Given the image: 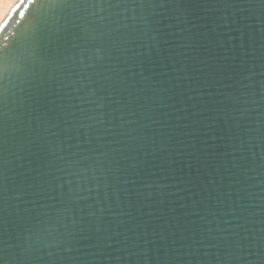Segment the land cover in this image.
<instances>
[{
    "label": "water",
    "instance_id": "95a60500",
    "mask_svg": "<svg viewBox=\"0 0 264 264\" xmlns=\"http://www.w3.org/2000/svg\"><path fill=\"white\" fill-rule=\"evenodd\" d=\"M152 2L41 9L8 77L6 264H264L262 10Z\"/></svg>",
    "mask_w": 264,
    "mask_h": 264
},
{
    "label": "snow or ice",
    "instance_id": "6c2138e0",
    "mask_svg": "<svg viewBox=\"0 0 264 264\" xmlns=\"http://www.w3.org/2000/svg\"><path fill=\"white\" fill-rule=\"evenodd\" d=\"M121 0H18L14 6L9 10L11 12L19 13L21 20L25 19L26 13L28 19L25 22L24 30L14 40L10 39L8 35L3 36L4 43H0V226L3 225V215L7 211L8 188L6 185V168L7 160L4 158L7 145V131H6V112L8 99V77L13 68L19 70V66L23 60L21 55V48L23 44L29 39H35L42 30V22L40 19L41 9L51 7L81 9L91 7H113L119 6ZM244 4L249 8L261 9V14L264 15V0H244ZM237 5V0H214L213 6L219 7H234ZM35 6V7H34ZM149 6L164 7L175 6L181 7L178 0H154ZM188 6V5H184ZM195 6V5H193ZM8 20L5 18L0 21V30L4 29ZM20 23V21H17ZM84 31H87L84 29ZM35 54V48L31 49ZM97 56H100V49H97ZM42 63H47L45 58H41ZM246 78V77H245ZM264 90V89H262ZM44 124H47V116L41 114L38 117ZM64 209H60L58 214L62 215ZM37 233H32L36 235ZM7 251V245L3 240H0V264H6L4 253ZM29 248L26 246L23 254L27 255Z\"/></svg>",
    "mask_w": 264,
    "mask_h": 264
},
{
    "label": "bare ground",
    "instance_id": "6f19581e",
    "mask_svg": "<svg viewBox=\"0 0 264 264\" xmlns=\"http://www.w3.org/2000/svg\"><path fill=\"white\" fill-rule=\"evenodd\" d=\"M16 2H18V0H0V21L7 18L9 10Z\"/></svg>",
    "mask_w": 264,
    "mask_h": 264
}]
</instances>
